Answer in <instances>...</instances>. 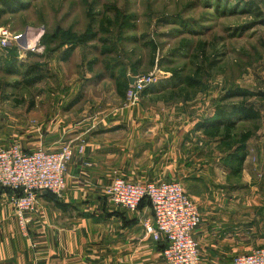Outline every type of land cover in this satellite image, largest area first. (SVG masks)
I'll use <instances>...</instances> for the list:
<instances>
[{
  "label": "rangeland",
  "instance_id": "1",
  "mask_svg": "<svg viewBox=\"0 0 264 264\" xmlns=\"http://www.w3.org/2000/svg\"><path fill=\"white\" fill-rule=\"evenodd\" d=\"M216 1L29 0L26 11L0 20V32L26 34L22 43L0 48V56L18 55L27 65L41 66L46 77L28 87L18 76L0 72V134L50 147L61 134L63 144L87 145L91 136L106 132H97L99 127L121 121L126 110L140 108L144 116L153 107L194 124L192 143L217 155L226 183L264 186V24L257 12L225 14ZM230 1L240 8L254 3L264 17V0ZM32 42L38 51L21 49ZM71 45L75 51L64 62ZM29 52L35 56L27 61ZM141 76L146 81L132 101L127 78ZM237 88L261 95L224 99ZM239 103L254 107L261 118L238 123L226 148L196 131ZM247 131L248 157L235 175L229 155Z\"/></svg>",
  "mask_w": 264,
  "mask_h": 264
},
{
  "label": "crops",
  "instance_id": "2",
  "mask_svg": "<svg viewBox=\"0 0 264 264\" xmlns=\"http://www.w3.org/2000/svg\"><path fill=\"white\" fill-rule=\"evenodd\" d=\"M140 111L126 110L121 121L97 129L106 132L91 136L84 156L72 161L62 196L39 195L28 237L20 232L11 192L0 188V264H164L161 244L144 226L153 218L150 206L130 212L108 198L106 190L118 177L182 183L200 211L195 238L205 264H231L235 256L264 247V186L226 183L217 155L192 143L193 123L153 107L148 115ZM58 137L50 147L2 133L0 143L57 150L67 142Z\"/></svg>",
  "mask_w": 264,
  "mask_h": 264
},
{
  "label": "built area",
  "instance_id": "3",
  "mask_svg": "<svg viewBox=\"0 0 264 264\" xmlns=\"http://www.w3.org/2000/svg\"><path fill=\"white\" fill-rule=\"evenodd\" d=\"M25 35L0 32V47L22 43ZM36 42V41H35ZM32 42L33 49L39 50ZM25 46L21 49L25 50ZM145 77L136 78L129 99L136 101L143 89ZM86 152L84 140L76 145H64L57 150L26 151L19 144L0 149V188L11 191L18 226L24 237L29 236L30 213L36 209L39 195L50 193L60 198L66 189V175L72 161ZM88 165V164H86ZM110 201L130 212H136L145 201L153 218L145 221L147 235L165 242L164 264H205L195 233L201 224L197 205L178 181L135 182L116 178L106 190ZM231 264H264V247L234 257Z\"/></svg>",
  "mask_w": 264,
  "mask_h": 264
},
{
  "label": "trees",
  "instance_id": "4",
  "mask_svg": "<svg viewBox=\"0 0 264 264\" xmlns=\"http://www.w3.org/2000/svg\"><path fill=\"white\" fill-rule=\"evenodd\" d=\"M230 0H218L215 3L216 7L222 8L225 14L227 13H233L238 12L242 10L243 12H247L250 14H255L257 12V17L260 18L262 23L264 24V17L262 15V12L256 6L254 3H248L245 5V7H238L230 6ZM29 0H0V20L6 16V15H15L18 13H21L23 11H26L29 8ZM6 47L5 49H7ZM76 45H71L69 49L64 51L62 55V60L64 62H67L72 57L74 51H75ZM35 54L29 52L27 56V61H29L30 58H33ZM0 72H5L8 75L18 76L22 79L21 82L25 86L32 87L40 82H42L46 75L42 69L41 66L33 64V65H27V62L24 60L21 61V59L18 57V55H13L9 58L3 57V55L0 56ZM127 83H130L129 78H127ZM15 85H21L20 82L15 83ZM146 92V91H145ZM261 94H255L251 91L245 90V89H233L230 90L227 94H225L224 99L230 100L232 98H252L254 96H259ZM81 98L77 99L74 104H76ZM231 111L227 110H221L218 111L216 119L211 121H206L203 123H200L196 127V131L202 133L204 138H207L209 140H219V142L226 148L224 144H226V141H231L234 138V131L237 127V124L240 122H251L256 121L261 118L260 112L255 110L254 107L248 106L244 103H239L236 105L231 106ZM252 137V132L247 131L240 135L238 143L237 144L238 150L236 151V148H233V151L230 153L229 158L232 161V163L235 164V167L231 169V172L235 175L239 174L242 171L243 165L248 157L247 153V143L250 141ZM224 143V144H223ZM235 150V151H234ZM160 182V181H157ZM8 192H11L7 190ZM49 195H52L49 193ZM191 198V197H190ZM148 204L147 202H143L139 209L144 205ZM161 244L162 252L165 248V242L160 241L157 242Z\"/></svg>",
  "mask_w": 264,
  "mask_h": 264
},
{
  "label": "bare ground",
  "instance_id": "5",
  "mask_svg": "<svg viewBox=\"0 0 264 264\" xmlns=\"http://www.w3.org/2000/svg\"><path fill=\"white\" fill-rule=\"evenodd\" d=\"M30 47H34L33 45H30L29 47L27 46V48L25 50H30Z\"/></svg>",
  "mask_w": 264,
  "mask_h": 264
},
{
  "label": "water",
  "instance_id": "6",
  "mask_svg": "<svg viewBox=\"0 0 264 264\" xmlns=\"http://www.w3.org/2000/svg\"><path fill=\"white\" fill-rule=\"evenodd\" d=\"M134 80H135V79H132V80L130 81V83L133 84V83L135 82Z\"/></svg>",
  "mask_w": 264,
  "mask_h": 264
}]
</instances>
